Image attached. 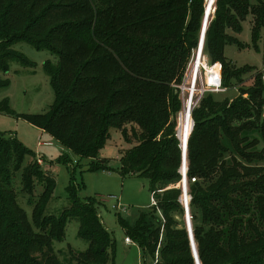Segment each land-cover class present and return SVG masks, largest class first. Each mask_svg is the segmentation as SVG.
Wrapping results in <instances>:
<instances>
[{
  "label": "trees",
  "instance_id": "16d2710c",
  "mask_svg": "<svg viewBox=\"0 0 264 264\" xmlns=\"http://www.w3.org/2000/svg\"><path fill=\"white\" fill-rule=\"evenodd\" d=\"M205 8L209 20L214 13L205 54L213 67L221 66L223 87L234 88L249 69H237L225 57L227 45L243 48L228 31L239 32L250 16L256 43L264 33V0H0V71L14 61L29 65L12 49L19 42L57 57L55 66L44 65L54 102L28 121L90 160L91 171L95 162L104 163L99 151L111 129L126 140L130 129L137 140L120 158L119 171L148 180L157 205L134 225H120L153 260L158 253L152 264H195L182 222V191L175 188L181 153L169 119L179 109L177 86L197 46ZM219 78L220 72L211 84ZM263 107L264 83L256 72L236 98L219 102L207 94L193 112L187 204L200 264H264ZM182 128L188 135L189 124ZM39 165L15 137L0 136V264H63L53 243L64 239L68 219L77 220L78 237L88 243L71 261L112 264L114 240L94 200L78 197L74 179L70 207L58 217L45 215L55 180ZM16 181L32 207L31 220L17 203ZM37 187L42 192L35 196Z\"/></svg>",
  "mask_w": 264,
  "mask_h": 264
},
{
  "label": "rangeland",
  "instance_id": "374dc122",
  "mask_svg": "<svg viewBox=\"0 0 264 264\" xmlns=\"http://www.w3.org/2000/svg\"><path fill=\"white\" fill-rule=\"evenodd\" d=\"M249 2L254 4L256 0H249ZM213 16L214 13H212L210 20L209 17H205L202 21L201 27L204 29L203 42L205 41L206 27L208 22L210 23L213 19ZM251 25L252 18L248 16L241 23V30L239 32L228 31V35L238 40L243 48H238L233 44L227 45L224 50L225 57L235 68L241 69L246 67L249 71L243 75V82L234 88L227 89L226 92L214 94V98L219 102L236 98L239 87L250 86L253 82L254 74L262 68L264 33L261 32L256 43H254ZM12 49L20 54L29 65H22L20 62L14 61L9 63L7 72L3 73L0 71V82L7 84L6 87L0 88V104L4 105L0 110V136L15 137L25 147L37 154L38 159L42 161V165H39L41 169L45 172H50L54 178L55 188L52 198L46 205L45 215L58 217L64 210L70 207L68 188L72 183V179H74L76 190H79L77 192L78 197L80 200H94L99 219L114 240V259L112 264L155 263L158 253H155V260H153L152 256L144 252L136 240L131 238V244H126L125 238L129 236L120 225V220H124L132 226L136 223L142 212L152 209L150 182L136 176L122 177L119 171L120 158L137 142L135 137L132 136L130 129L127 133V140L124 139L119 131L114 129L109 131V139L99 151V157L104 163L95 162L96 169L91 171L92 162L90 160L76 157L71 152L66 151L57 141L32 125L27 119V116L45 114L54 102V92L50 86V79L46 74L44 65L50 64L51 66H55L57 64V57L49 51L36 50L25 42L14 44ZM191 53H193V50ZM190 59L180 83L186 77V72L190 68ZM209 66H211L210 62ZM218 72L219 67L212 66L208 70L209 77L207 81L210 82L211 78ZM177 96L179 109L175 115L171 116L169 124H174L172 130L179 147V140L176 137V129H178L176 126V116L181 105L178 89ZM160 138L161 135L158 136V140ZM65 163L70 166L73 175ZM14 189L17 193L18 205L25 211L28 220H31L32 207L27 204V196L20 193L18 182L15 183ZM41 192L42 188L37 187L34 194L36 196ZM181 207L184 210L182 222L186 226L185 209L182 204ZM161 236L159 240L162 239ZM87 247L88 243L78 237L77 220L68 219L65 226L64 239L61 242L53 243V252L63 264H75L74 261H71L72 256L79 252H85Z\"/></svg>",
  "mask_w": 264,
  "mask_h": 264
},
{
  "label": "built area",
  "instance_id": "2783aa9c",
  "mask_svg": "<svg viewBox=\"0 0 264 264\" xmlns=\"http://www.w3.org/2000/svg\"><path fill=\"white\" fill-rule=\"evenodd\" d=\"M204 29L201 27V31L199 34L197 46L193 50V53L191 55V63L190 68L186 72V77L182 80L179 86H177V89L180 92V110L177 113L176 116V126L178 129H176V137L179 140V149L181 153V165L179 169V174L181 176L180 186L179 188L182 191V198L180 199V204L187 206V186L189 179L187 178V147L189 138L191 136V133L193 131L194 127V121L192 119V115L194 110L199 106L201 100L207 95V94H217L226 92L227 88H224L222 85V75H221V66H220V78L218 83L216 84H210L209 81H207V78L209 77L208 70L211 69L212 66L216 64H211L209 66V62L207 61L208 58L205 54L204 50ZM220 65V64H219ZM186 71V70H185ZM258 73L261 75L262 82L264 83V55H263V64L262 68L258 71ZM263 116H264V107H263ZM190 127V132L187 135L186 130L184 131L182 126ZM51 144V143H50ZM50 144H44V145H50ZM38 163L41 165V160L38 159ZM191 183L195 182V179H190ZM190 200V198H189ZM157 203L152 198L151 206L156 207ZM189 206V205H188ZM126 244H131V240L129 238H125Z\"/></svg>",
  "mask_w": 264,
  "mask_h": 264
},
{
  "label": "water",
  "instance_id": "95a60500",
  "mask_svg": "<svg viewBox=\"0 0 264 264\" xmlns=\"http://www.w3.org/2000/svg\"><path fill=\"white\" fill-rule=\"evenodd\" d=\"M207 14H208V12H207V9L205 8L203 20L205 19ZM184 209H185V217H186V231L188 233V237H189V240H190V245H191V249H192L194 262H195V264H200L198 256H197L196 246H195L194 239H193L192 226H191V223H190L189 206L188 205L185 206Z\"/></svg>",
  "mask_w": 264,
  "mask_h": 264
},
{
  "label": "crops",
  "instance_id": "0c3cea01",
  "mask_svg": "<svg viewBox=\"0 0 264 264\" xmlns=\"http://www.w3.org/2000/svg\"><path fill=\"white\" fill-rule=\"evenodd\" d=\"M37 155V154H36ZM37 158H38V155H37ZM41 163H42V161H41ZM42 165V164H41Z\"/></svg>",
  "mask_w": 264,
  "mask_h": 264
}]
</instances>
